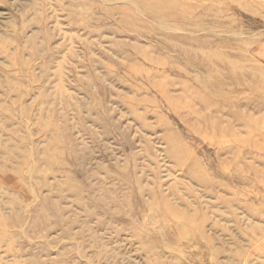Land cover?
<instances>
[{
  "label": "rangeland",
  "instance_id": "374dc122",
  "mask_svg": "<svg viewBox=\"0 0 264 264\" xmlns=\"http://www.w3.org/2000/svg\"><path fill=\"white\" fill-rule=\"evenodd\" d=\"M0 264H264V0H0Z\"/></svg>",
  "mask_w": 264,
  "mask_h": 264
}]
</instances>
